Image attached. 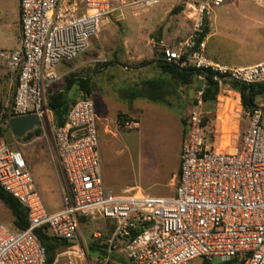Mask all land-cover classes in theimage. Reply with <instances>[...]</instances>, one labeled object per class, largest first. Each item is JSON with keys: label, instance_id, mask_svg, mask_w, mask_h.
I'll return each mask as SVG.
<instances>
[{"label": "built area", "instance_id": "built-area-1", "mask_svg": "<svg viewBox=\"0 0 264 264\" xmlns=\"http://www.w3.org/2000/svg\"><path fill=\"white\" fill-rule=\"evenodd\" d=\"M224 1L186 3L190 33L177 49L161 53L167 64L205 71L220 88L208 104L202 101V88L198 91L196 106L184 119L175 196L157 198L138 189L109 194L100 178L92 101H75L63 126H57L48 98L60 79L58 65L86 52L106 17L122 9L152 7L158 0H18L19 49L0 51L1 64L16 75L3 120L35 115L52 134L63 180L62 209L45 210L22 154L0 144V188L22 206L28 222L24 230L0 224V264H46L45 248L35 235L40 228L68 244L52 264H108L115 251L129 264H264L263 114L260 106L245 111L240 94L225 87L264 83V61L229 68L205 57L209 18ZM249 1L264 7V0ZM226 101L244 128L234 146L226 141L222 147L218 136ZM116 125L132 129L135 123ZM80 220L111 223L108 237L93 234L102 239L103 254L88 258L80 242Z\"/></svg>", "mask_w": 264, "mask_h": 264}, {"label": "rangeland", "instance_id": "rangeland-1", "mask_svg": "<svg viewBox=\"0 0 264 264\" xmlns=\"http://www.w3.org/2000/svg\"><path fill=\"white\" fill-rule=\"evenodd\" d=\"M195 1L202 0H158V3L152 7L122 9L106 17L102 21L98 36L91 40L89 49L73 62L64 64V68L69 69L79 62H92L105 58L107 63L84 64L76 70V73L106 67L109 62H119L122 66L138 72L137 74L122 72L115 66L100 75L97 78L100 87L94 89L93 94L97 107H103L100 101L97 102V99L101 98L100 90L109 93L115 90L119 93L126 92L141 87L144 82L163 79L168 83L169 90V94L165 97L166 103L177 104L180 99L181 111L188 113L196 106L198 91L202 87L200 80H194L188 86L175 83L161 73L155 61L159 59L165 48L177 49L189 35L191 23L187 19L185 4ZM16 12V0H0V51L9 50L10 41L16 36ZM209 21L211 27L206 40L205 57L228 67L249 66L264 61V7L255 5L249 0H225L221 6L213 10ZM0 66L5 68L1 62ZM112 73L113 80L109 78ZM15 87V74L0 72V144L11 150L20 151L25 158L40 154L39 152L42 151L41 153L52 163L55 178L60 181V172L52 149V134L47 131L45 124L34 129L40 130L39 135L32 130L30 134L20 139L14 138L6 131L7 125L3 123V114L12 101ZM70 97L74 101L81 99L72 96V93ZM257 104L264 114V97L260 98ZM135 105L144 106L143 110L148 106V109H145L147 112L144 111L140 116L139 130L123 129L124 131H120L116 138L98 135L102 173L105 180L111 183L115 194L125 187L137 186L153 196H164L172 191L170 177L177 166L180 136L167 131L166 118L160 113L151 112L165 110L163 105L142 99L134 100L133 106ZM224 118L228 135L225 138L219 136V144L222 146L223 143L226 145L228 142V145L234 146L244 128V123L228 108ZM237 124L240 127L238 131H236ZM40 170L37 168L35 171ZM42 197L46 209H53L58 204L57 198L50 192L43 190ZM1 223L14 227L9 210L0 201ZM109 224L110 222L102 220L80 222V242L86 249L88 258L94 255L89 249L90 244L101 246L102 239L96 240L93 234L95 232L105 234V228ZM67 247L56 248L53 252V260L63 254ZM195 263L201 264L198 260ZM108 264H129V262L115 253Z\"/></svg>", "mask_w": 264, "mask_h": 264}, {"label": "crops", "instance_id": "crops-1", "mask_svg": "<svg viewBox=\"0 0 264 264\" xmlns=\"http://www.w3.org/2000/svg\"><path fill=\"white\" fill-rule=\"evenodd\" d=\"M16 1H17V12H16V27H17L16 30H17V33H16V36H13V38L10 41V46H9L10 49L5 50V51H16L17 49H19V46H20L19 4H18V0H16ZM210 27H211V23L209 21V25L207 28L208 29L207 36L209 34ZM205 50H206V48H205ZM160 57H161V55L159 56V58ZM207 59L214 62L210 58H207ZM93 62L96 63L97 60H94L92 62H79L69 69H65L64 64H68L70 62L60 63L57 67V73H58V76L60 79L56 84H54L52 86V88L50 90L53 91L54 89L63 88V86L65 85L66 78H70V76H73L74 79L82 78L84 80H88L89 81V84H88L89 94H88L87 98L90 99L94 105V110H95V114H96V118H97V137L100 134V135L111 136V137L116 138L120 131H124L123 130L124 128H118L116 125V123L122 119L123 120L129 119V120H131V122L135 123L134 128L130 129V131L139 130L141 128L140 116L143 115L144 111L147 112L146 110L148 109V106L145 107L146 110L145 109L143 110L144 106H142V107H139L137 105L133 106V101L138 100V99L146 100V101L151 102L153 104L163 105L165 107L164 108L165 110H159V111L154 110L151 112H155L156 114L160 113L164 118H166L165 120L167 121V124H166L167 125L166 126L167 131H170L171 134L176 133L180 136V145H179V149L177 152V154H178L177 155V166L175 168V171L172 173V175L170 177V186L172 188V191L165 194L164 196H153V195H151V193L146 192L137 186H132V187H125V188L121 189L119 193L115 194L112 191L111 183L109 181L105 180V178L103 176L102 169H101V159H100V178H101L104 189L109 194H112V195H120L124 190L138 189V190L144 191V192L150 194L151 196L157 197V198H172V197H174L176 184H177V175L179 172V165H180L181 146H182L183 141H184V119L189 114L190 111L188 113H184V111L183 112L181 111L180 104L182 102L180 99L178 100L177 104L176 103L175 104H168V103H166V101L165 102H154L148 98L133 96L134 93H136L138 90H140V87H135L134 90H130V91H126V92L123 91L120 93L116 90L113 93H109L108 91L103 92L102 90H100L99 94H100L101 98L97 99V102L100 101V104L103 105V107H101V106L97 107V105L93 99V94L95 93L94 89L97 90V88L100 87L99 82L97 81V78L100 75L106 73L108 69H111L112 67H115V66L119 67L122 72H133L134 74H137L138 72H136V71L134 72V71L130 70L128 67L122 66L121 63L118 62V63H114L113 65H107L106 67H99L96 70H92L90 72L76 73V70L79 69L80 67H82L84 64H88V63L92 64ZM261 62H263V61H261ZM261 62H258V63H261ZM106 63H107V60H106ZM258 63H256V64H258ZM222 66H226V65H222ZM249 66H252V65H249ZM226 67H228V66H226ZM238 67H247V66H238ZM5 68L0 66V72L4 73V74L9 73L10 75L11 74L14 75V73L11 72L6 66H5ZM229 68H235V67H229ZM109 78L112 80L114 79L113 73L109 76ZM15 79H16V75H15ZM124 81L125 80H123L122 83H124ZM60 83H62V85H60ZM14 91H15V89H14ZM70 93H72V96H78V97H81V99L83 98L82 93L80 91H78L77 83L73 84L71 91L68 93V98L71 99ZM13 94H14V92H13ZM119 102H122V104H120ZM226 102H227V105H226L227 108L231 109L232 106H231V104L229 105L230 102L229 101H226ZM227 134H228V130L226 129V121H225V118H223L222 125H219V136L220 137L222 136V138H225L227 136ZM224 146L225 145L223 143L222 147H224ZM52 149H53V145H52ZM18 152H20V151H18ZM41 152H39L40 154H36L32 157L27 155L28 157L26 156L27 158L24 157V159H25V162L27 164L28 170L32 175V178L34 180L36 189L40 195L42 203H43V197H42L43 190H45L46 192H50L51 194H54V196L57 198L58 204L55 205L53 207V209H50V210L46 209L44 204H43V206L47 212L55 213V212H58L59 210L62 209L61 191H60L61 185L63 182L62 175H61V171L59 169L61 179H60V181H57V179L55 178L54 171H53L52 166H51L52 163ZM53 152H54V150H53ZM98 154H99V151H98ZM22 156H23V154H22ZM99 158H100V155H99ZM55 161H56V157H55ZM56 164H57V161H56ZM37 168L41 169V170L35 171ZM49 185H50V187H49ZM58 197H59V199H58ZM81 221H87V220H80V222ZM80 222H79V225H80ZM110 229H111V223L109 224L108 227L105 228V234L102 235L99 232L98 233L100 235H102L103 238H106L111 233ZM115 253L121 255V253L119 251H115L110 256V260H112V256Z\"/></svg>", "mask_w": 264, "mask_h": 264}, {"label": "trees", "instance_id": "trees-1", "mask_svg": "<svg viewBox=\"0 0 264 264\" xmlns=\"http://www.w3.org/2000/svg\"><path fill=\"white\" fill-rule=\"evenodd\" d=\"M208 33V29L205 30ZM115 62H109L107 65H113ZM157 68L169 78L171 81L181 84L183 86L190 85L194 80H199V77L203 76V81L200 80L202 84V101L208 104L216 99L219 92V84L213 81L210 74H206L205 71L198 70L192 66L178 67L175 64H167L162 60L157 59L155 61ZM74 83H77L78 91L82 93L83 98H87L88 91V80L82 78L74 79L73 76L66 78L65 85L63 88L54 89L49 91L48 98V108L52 112L56 125L63 126L65 123V117L68 112L70 105L75 101L68 98V93L71 91ZM228 89L234 90L240 94L241 104L245 111H251L253 108L257 107L258 100L264 97V83L262 84H252L245 85L239 83H232L225 86ZM199 88V90L201 89ZM169 94L168 83L163 79H156L152 81H147L142 84L140 90L133 94V96H139L148 98L154 102H165V97ZM196 103V101H195ZM263 114V113H262ZM264 118V114H263ZM7 132L10 133L8 126H6ZM1 131V130H0ZM36 135L40 134V130H34ZM30 132L27 133V135ZM0 201L9 210L12 218V225L19 230H24L28 227L26 211L22 206L10 195L5 193L0 188ZM35 235L41 242L42 246L45 248L47 263L52 264L53 262V252L56 248L61 246H68L66 242H59L53 238L46 228H40L35 231ZM89 249L94 255H101L104 253V248L98 246L97 244H90ZM235 260L230 261L227 264H234Z\"/></svg>", "mask_w": 264, "mask_h": 264}, {"label": "water", "instance_id": "water-1", "mask_svg": "<svg viewBox=\"0 0 264 264\" xmlns=\"http://www.w3.org/2000/svg\"><path fill=\"white\" fill-rule=\"evenodd\" d=\"M159 60H162V57H160ZM3 123L8 126L10 133L16 139L23 138L28 132L40 126V121L35 115L10 118Z\"/></svg>", "mask_w": 264, "mask_h": 264}]
</instances>
